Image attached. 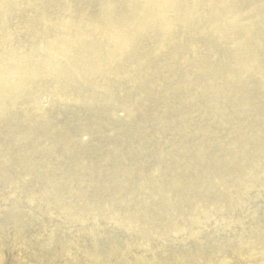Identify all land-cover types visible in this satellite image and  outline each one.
I'll return each mask as SVG.
<instances>
[{
	"label": "rangeland",
	"instance_id": "1",
	"mask_svg": "<svg viewBox=\"0 0 264 264\" xmlns=\"http://www.w3.org/2000/svg\"><path fill=\"white\" fill-rule=\"evenodd\" d=\"M12 1L27 10L0 9V58L41 75L0 84V250L194 264L264 236V0ZM121 18L126 46L104 44L93 27Z\"/></svg>",
	"mask_w": 264,
	"mask_h": 264
},
{
	"label": "bare ground",
	"instance_id": "2",
	"mask_svg": "<svg viewBox=\"0 0 264 264\" xmlns=\"http://www.w3.org/2000/svg\"><path fill=\"white\" fill-rule=\"evenodd\" d=\"M39 2L37 0H32L31 1V7L34 9L37 6H32V4L37 5ZM143 7H145V5H143ZM0 9L1 10H10L11 11H19L18 8L15 7V5L13 4L12 0H0ZM30 9V8H29ZM28 9V10H29ZM69 9H73L72 6H69ZM68 9V11H69ZM27 9H22L19 11V13H25ZM148 10V9H147ZM24 17V15H22ZM71 19H69L67 17V15H65L63 18H61L60 20H58L57 22L54 23V25H57L59 27L62 28H66L68 30L73 29V26L71 24ZM80 21L85 25L83 27V32L84 35H86V33L88 32V28L91 24L94 23V20L91 18H82L80 19ZM120 21L123 23L121 25L122 28H119L117 30H114L113 28H108L107 27V32L104 31L103 28L101 27H93V29L99 31V33L101 34V39L103 41V43H113L114 39L115 42L121 45L118 46V48H121L123 46H126V42L123 41V38L125 40H127L123 34V30H124V25L126 23V20L124 18H121ZM3 21L0 19V26L3 25L2 23ZM62 25V26H61ZM65 25V27H64ZM30 30H32L30 28ZM142 30V29H141ZM112 32H116V33H112ZM39 33L36 32L34 33L32 36L34 38H37V40L40 41H45L46 46L51 49V51L54 54H59V55H64V56H68L70 55L71 51H72V43L66 41L63 37H61L60 35L57 36V38L52 39L51 35L49 34H45V35H38ZM119 35V37H117ZM121 35V36H120ZM76 42V38L73 41V44H75ZM83 46V45H82ZM86 48V46H85ZM92 58L93 56L88 55L84 56V52H82V57L77 56V59H71L73 62L77 61V63L79 64H83L85 65V67H88L91 63H92ZM33 64L32 62L29 61L28 56L27 55H19V56H15L12 54H5L3 55V57L0 58V84H1V90L5 91V89H7V83L8 81H10L11 79H17V80H22L23 78H26V80H31L33 79L36 75H41L37 70H33L31 69L29 66ZM99 64V61H98ZM101 64V62H100ZM99 64V67H100ZM112 64V59L109 58L106 61V65L110 66ZM98 66H92L89 67V69H97L99 68ZM105 69V67H102ZM77 69V68H76ZM19 78V79H18ZM6 82V86H3V83ZM3 102H1V107L0 109H3ZM17 195V194H15ZM13 196V195H12ZM60 202L55 201V205H57ZM65 204V203H63ZM62 204V205H63ZM63 212V213H68V217L72 218L73 214H76L78 216H82V212L83 211H70L69 209H65V208H61V210H47L46 213H54V212ZM74 216V217H78V216ZM224 216V215H223ZM242 218V217H239ZM224 219L221 217V220ZM260 219H257L256 221H258L260 223ZM139 222V219L136 218H130L128 219V222ZM155 222L158 225H151L152 229L154 228H160L162 226H164L163 224H167L165 222H168L170 225H172L173 229H183L184 228V224H179L176 223L175 221H161L160 219H156V220H149V222ZM26 224L28 225V223L26 222ZM162 224V225H161ZM258 229L262 228L260 227V224H256L255 225ZM170 230H172L171 228H169ZM192 231V235L194 236V234L196 233L194 231V229H191ZM250 237V236H249ZM246 237L243 238H239L238 240V248L239 250H237L238 248H229L232 250V252L229 254V256H227V259L220 261V260H216L215 259V252L214 249L216 247H212L213 249H211V252L209 253V256H204L202 257V260H192L194 261V264H251V263H256V262H261L264 261V236L262 235H256L255 237H250V239L248 240H242ZM256 247V248H255ZM24 247L21 246V249H19V252H23ZM201 248H206V247H201ZM210 249V248H209ZM205 249H200L197 251H202L204 252ZM217 253V252H216ZM235 262L231 259H235ZM232 261V262H231ZM174 264V263H169V262H158L157 264Z\"/></svg>",
	"mask_w": 264,
	"mask_h": 264
},
{
	"label": "water",
	"instance_id": "3",
	"mask_svg": "<svg viewBox=\"0 0 264 264\" xmlns=\"http://www.w3.org/2000/svg\"><path fill=\"white\" fill-rule=\"evenodd\" d=\"M0 264H123L0 250ZM264 264V261L251 263Z\"/></svg>",
	"mask_w": 264,
	"mask_h": 264
}]
</instances>
